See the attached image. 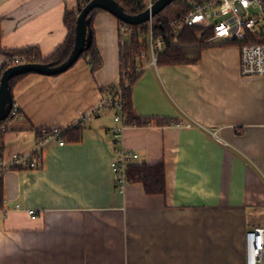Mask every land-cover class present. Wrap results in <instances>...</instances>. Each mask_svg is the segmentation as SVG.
<instances>
[{"label":"crops","instance_id":"obj_1","mask_svg":"<svg viewBox=\"0 0 264 264\" xmlns=\"http://www.w3.org/2000/svg\"><path fill=\"white\" fill-rule=\"evenodd\" d=\"M78 0H0L4 49L65 41ZM103 66L87 58L59 76L30 74L13 90L23 116L8 123L5 153H32L42 129L70 128L120 81V20L90 23ZM5 57L0 54V71ZM137 118L114 145L113 114L83 123L82 141H48L39 169L7 171L0 207V264H246L245 234L264 227V76L240 71L236 45H215L194 64L144 69L132 87ZM164 122L165 123H159ZM163 161L166 192L116 188L112 161ZM29 210L36 211V217Z\"/></svg>","mask_w":264,"mask_h":264},{"label":"built area","instance_id":"obj_2","mask_svg":"<svg viewBox=\"0 0 264 264\" xmlns=\"http://www.w3.org/2000/svg\"><path fill=\"white\" fill-rule=\"evenodd\" d=\"M147 8H151L156 0H144ZM184 4L182 14L170 22L173 43L179 45L178 38L187 27H198L210 34L203 40L204 45H226L234 42L240 51V71L245 76H264V0H180ZM148 32L144 37L147 42V58L142 68L144 71L151 65L157 66V58L165 51L164 37H156L154 23L150 20ZM134 31L128 24H120V46L128 43L129 36ZM17 64H25L24 60H17ZM134 77H132L133 79ZM130 79L124 72L117 84L105 87L99 103L82 117L75 121L73 126L79 127L87 120L99 115L102 111L113 114L116 126L111 130L114 145H120L125 129L135 127L128 121L125 113L126 91L131 87ZM23 116L20 108L15 104L9 117L1 121L0 133L5 134L8 123ZM65 128L55 127L42 129V138L36 149L30 154H6L0 148V179L10 170L39 169L42 166L43 146L48 141H57L64 145L62 134ZM139 155L133 151L118 146L115 158L112 161V171L115 177L116 188L124 192L129 183V167L136 163ZM33 218L36 211L29 210ZM246 264H264V227H254L245 234Z\"/></svg>","mask_w":264,"mask_h":264},{"label":"trees","instance_id":"obj_3","mask_svg":"<svg viewBox=\"0 0 264 264\" xmlns=\"http://www.w3.org/2000/svg\"><path fill=\"white\" fill-rule=\"evenodd\" d=\"M92 0H78V7L76 10L67 11L64 17V24L68 30L67 37L65 41L55 50V52L49 56L44 57L41 49L34 45L24 48L16 49H4L2 47V30L0 25V54L5 57V62L0 71V80L3 73L14 66H17V60H24L25 63H40L46 65H58L65 62L69 55L71 54L76 37V25L80 12L82 9L90 3ZM129 15H137L144 12L147 9V4L144 0H115ZM173 4L180 5V9L174 12L172 18L169 19H153L154 23V34L156 37H164L165 39V51L160 53L157 58V66H167V65H181V64H197L201 60V52L203 49L209 46L204 45L203 40L210 33L208 31L204 32L198 27H187L181 36L178 38L179 45H172L173 34L170 22L172 19L179 17L182 14L184 4L177 0ZM171 6V5H170ZM104 11L103 9L95 8L92 10L88 16L92 22L94 15L99 12ZM120 24H125L120 20ZM134 31L131 36H129L128 43L120 46V76L122 78L123 73L127 74L130 79L131 87L126 91V103H125V113L127 115L128 121L131 125L143 126L148 123V120L137 118L134 113V106L132 102V87L136 79L142 74L143 71L138 72V67L142 68L144 60L147 58V42L144 37L147 35L149 30L148 23H143L140 25H129ZM91 27V25H90ZM92 30V27H91ZM93 39L91 45L85 50L81 55L80 59L87 58L89 65L92 67V71L95 72L102 68L103 61L102 57L97 49L95 36L92 30ZM121 37V35H120ZM226 45H234V42L228 43ZM79 59V60H80ZM30 74H37L33 72L23 73L14 76L9 82V88L12 92L14 87L25 77ZM63 74V73H61ZM53 75V76H59ZM132 77H134L132 79ZM14 101V96H13ZM15 101L12 110L15 106ZM159 123H165L160 122ZM1 125V122H0ZM83 124L79 127H72L65 129L62 134V139L66 142L79 143L82 141V129ZM1 130V128H0ZM0 148L3 150L5 148L4 144V134L0 133ZM129 182H139L144 185L145 191L148 194H164L166 192V170L163 161L155 162L151 164L146 163H134L129 167ZM3 180L0 179V207L3 204Z\"/></svg>","mask_w":264,"mask_h":264},{"label":"water","instance_id":"obj_4","mask_svg":"<svg viewBox=\"0 0 264 264\" xmlns=\"http://www.w3.org/2000/svg\"><path fill=\"white\" fill-rule=\"evenodd\" d=\"M177 0H156L151 8L137 15H129L115 0H92L80 12L76 25L75 44L68 59L62 64L46 65L40 63H25L7 69L0 80V122L6 120L12 110L14 101L9 88L10 80L23 73H37L43 75H58L66 72L80 59L81 55L91 45L93 34L90 27V12L95 8L112 13L122 22L128 25H140L153 20L156 15Z\"/></svg>","mask_w":264,"mask_h":264},{"label":"rangeland","instance_id":"obj_5","mask_svg":"<svg viewBox=\"0 0 264 264\" xmlns=\"http://www.w3.org/2000/svg\"><path fill=\"white\" fill-rule=\"evenodd\" d=\"M180 5L177 4H172L171 6L165 8L162 12H160L158 15L155 16V18L157 19H169L172 18V16L174 15L175 11H178L180 9Z\"/></svg>","mask_w":264,"mask_h":264}]
</instances>
